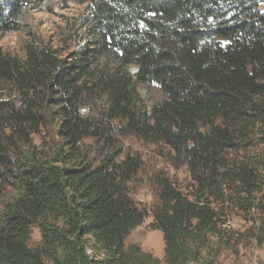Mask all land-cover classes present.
<instances>
[{
	"label": "trees",
	"instance_id": "16d2710c",
	"mask_svg": "<svg viewBox=\"0 0 264 264\" xmlns=\"http://www.w3.org/2000/svg\"><path fill=\"white\" fill-rule=\"evenodd\" d=\"M71 1L82 6L79 35L65 53L31 35L21 55L0 47V193L10 178L17 193L0 212V264H43L49 250L56 264L159 263L125 245L147 213L127 191L136 161L108 149L115 125L167 146L194 178L193 200L159 182L150 227L162 233L165 264H212L203 244L222 231L203 195L228 189L241 209L264 214L256 168L224 155L255 136L264 144V0ZM47 3L0 0V39ZM150 84L162 98L146 107L138 87ZM50 126L56 144L42 159L29 136ZM100 135L108 151L94 164L80 145ZM34 226L43 245L32 249Z\"/></svg>",
	"mask_w": 264,
	"mask_h": 264
},
{
	"label": "rangeland",
	"instance_id": "374dc122",
	"mask_svg": "<svg viewBox=\"0 0 264 264\" xmlns=\"http://www.w3.org/2000/svg\"><path fill=\"white\" fill-rule=\"evenodd\" d=\"M81 8L82 6L71 0H48L41 11H32L28 14L25 30L8 32L4 35L0 39V47L9 53L21 55L22 44L29 38L28 35H31L63 54L68 48L73 47L79 35L77 26ZM138 90L140 101L146 107L162 98L161 91L155 84L139 85ZM91 109L92 107L89 106L84 109V112H90ZM111 132L115 145L113 149H108L120 152L119 156H115V161L120 162L129 155L137 163V170L130 176V181L127 183V191L134 204L147 213L142 224L130 231L125 239V245H137L156 257L158 264H165L162 233L150 227L152 212L158 206L159 182L168 180L174 189L193 200L196 193L194 178L183 160L164 144L149 138H140L134 134H118L116 125ZM257 138V136L254 137L252 145L244 143L238 147V150L227 151L224 155L227 156L225 157L230 165L255 167L256 176L262 181L260 185L264 188V144L259 143ZM29 140L31 141L30 149L34 150L40 158L52 157L56 144L52 126L43 127L37 133L31 134ZM80 148L91 163L105 162L108 149L103 136L83 139ZM115 154L112 155L113 158ZM9 180L5 182L7 185L0 193V212L4 204L17 194L13 183L9 184L12 179ZM230 194L228 189H225L223 198L203 195L200 199L214 209L222 231L221 236L206 237L202 256L204 259H211L212 264H264V214L256 208L241 209L235 196ZM199 195L198 192L197 196ZM259 198L260 192H256L254 203ZM53 223L56 226H62L60 221ZM42 245L40 229L34 226L29 246L34 249ZM48 252L49 255L44 254L41 257L43 264H56L50 257L55 254L54 251ZM93 258L101 260L103 254L97 252Z\"/></svg>",
	"mask_w": 264,
	"mask_h": 264
}]
</instances>
